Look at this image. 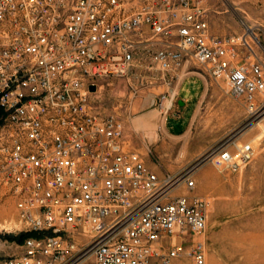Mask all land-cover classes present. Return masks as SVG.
Returning a JSON list of instances; mask_svg holds the SVG:
<instances>
[{"label":"built area","instance_id":"built-area-1","mask_svg":"<svg viewBox=\"0 0 264 264\" xmlns=\"http://www.w3.org/2000/svg\"><path fill=\"white\" fill-rule=\"evenodd\" d=\"M202 3L0 0V186L37 235L1 264H207L208 201L173 193L195 189L190 172L159 176L94 101L121 80L135 95L162 84L168 114L202 65L250 123L264 118V61L245 35L212 34ZM253 155L236 144L208 160L235 173Z\"/></svg>","mask_w":264,"mask_h":264},{"label":"rangeland","instance_id":"rangeland-1","mask_svg":"<svg viewBox=\"0 0 264 264\" xmlns=\"http://www.w3.org/2000/svg\"><path fill=\"white\" fill-rule=\"evenodd\" d=\"M145 1L132 0L135 6ZM202 7L214 35H245L264 61V0H203ZM189 67L193 71L186 72L184 79L196 77L201 84L187 79L183 85L184 91L192 85L197 88L188 106L190 110L194 102L198 106L183 135L170 136L164 129L168 119L170 130H181L188 116L177 118L179 104L168 114L159 112L154 103L167 90L162 84L135 95L121 80L101 91L94 101L104 103V112L117 113L126 124L133 122L138 130L148 124L139 115L155 110L153 132L145 134L150 143L146 146L138 139L134 143L144 147L154 167L170 173L190 172L195 189L179 186L174 194L207 199V231L199 238L206 246L207 264H264V118L250 123L243 101L228 93L225 81L211 77L202 65ZM148 96H152L151 104L145 106L141 102ZM134 143H130L132 147ZM246 143L254 148L253 159L238 172L220 171L208 160L222 146L235 149L236 144ZM24 230L14 199L0 186V264L23 251L19 239ZM80 264L94 261L90 258Z\"/></svg>","mask_w":264,"mask_h":264},{"label":"crops","instance_id":"crops-1","mask_svg":"<svg viewBox=\"0 0 264 264\" xmlns=\"http://www.w3.org/2000/svg\"><path fill=\"white\" fill-rule=\"evenodd\" d=\"M211 31V28H210ZM212 33V31H211ZM213 34V33H212ZM187 79H195L198 81L199 84H201V82L196 78V77H187L185 78L181 84L178 87V93H179V102H183L184 104L180 105V109H179V116L177 118H184L186 116H188V120L185 123V126L180 130L179 128H174V130H170L168 122L169 120L167 119L165 125H164V129L166 130L167 134L170 136H179V135H183L187 129L189 128L191 121L193 119V116L195 115L196 111H197V104L194 102V107L192 108V110H190V105L188 106L189 102H192L194 100V96L195 94H197V88L194 87L193 85L191 86V89L189 91H184L183 90V85L184 83L187 81ZM163 88H166V86H162ZM196 92V93H195ZM151 98L152 96H148V98H146V100L142 101V104H146L148 105L149 103L151 104ZM190 104V103H189ZM154 113L155 110L151 109L149 111L143 112L139 115V118L141 119V122L143 123H148L146 128H143L141 130H138L137 127L135 126V124L133 122H129L128 124H126V129H125V136L127 138V140L130 143H134V141L138 140H142V143L145 144L146 146H148V144L150 143V140L147 139V137H145L146 132H152L153 131V121H154ZM181 119V120H182ZM151 124V125H150ZM144 125V124H143ZM161 128V127H160ZM162 130V128L160 129ZM135 144V143H134ZM138 152H140L142 154V156L144 157L147 165L154 171L156 172L159 176H163L165 173H167L165 170L162 169H158L157 167H154L151 163V157L149 155H147V153L145 152L144 147H140V145H136L133 146ZM20 255H23V251L20 252Z\"/></svg>","mask_w":264,"mask_h":264},{"label":"trees","instance_id":"trees-1","mask_svg":"<svg viewBox=\"0 0 264 264\" xmlns=\"http://www.w3.org/2000/svg\"><path fill=\"white\" fill-rule=\"evenodd\" d=\"M34 236H37L35 233H23L20 235V239H19V242L23 244L24 240L27 238V237H34ZM10 239H12L11 237H9Z\"/></svg>","mask_w":264,"mask_h":264},{"label":"water","instance_id":"water-1","mask_svg":"<svg viewBox=\"0 0 264 264\" xmlns=\"http://www.w3.org/2000/svg\"><path fill=\"white\" fill-rule=\"evenodd\" d=\"M91 90L93 91V90H95V87H91ZM181 105H183L184 103L181 101V102H179Z\"/></svg>","mask_w":264,"mask_h":264},{"label":"bare ground","instance_id":"bare-ground-1","mask_svg":"<svg viewBox=\"0 0 264 264\" xmlns=\"http://www.w3.org/2000/svg\"><path fill=\"white\" fill-rule=\"evenodd\" d=\"M140 128V127H139ZM156 131V130H155ZM153 132V131H152ZM153 134V133H152ZM155 135H156V133H155ZM259 136V135H258ZM151 138V137H150ZM157 138V137H156ZM152 139V138H151Z\"/></svg>","mask_w":264,"mask_h":264}]
</instances>
